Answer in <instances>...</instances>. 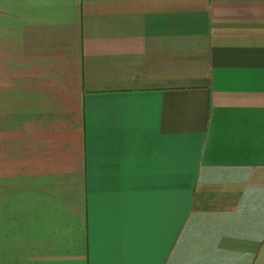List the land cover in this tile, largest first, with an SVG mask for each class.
Segmentation results:
<instances>
[{
	"label": "crops",
	"instance_id": "crops-1",
	"mask_svg": "<svg viewBox=\"0 0 264 264\" xmlns=\"http://www.w3.org/2000/svg\"><path fill=\"white\" fill-rule=\"evenodd\" d=\"M0 264H264V0H0Z\"/></svg>",
	"mask_w": 264,
	"mask_h": 264
}]
</instances>
